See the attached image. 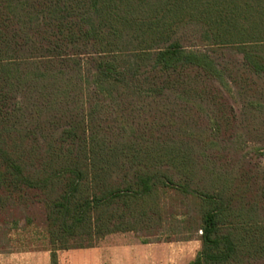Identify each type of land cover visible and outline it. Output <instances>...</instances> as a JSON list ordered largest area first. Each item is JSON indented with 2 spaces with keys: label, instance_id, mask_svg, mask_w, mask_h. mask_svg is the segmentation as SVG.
<instances>
[{
  "label": "trees",
  "instance_id": "1",
  "mask_svg": "<svg viewBox=\"0 0 264 264\" xmlns=\"http://www.w3.org/2000/svg\"><path fill=\"white\" fill-rule=\"evenodd\" d=\"M38 211L51 264L171 222L264 264V0H0V214Z\"/></svg>",
  "mask_w": 264,
  "mask_h": 264
},
{
  "label": "rangeland",
  "instance_id": "2",
  "mask_svg": "<svg viewBox=\"0 0 264 264\" xmlns=\"http://www.w3.org/2000/svg\"><path fill=\"white\" fill-rule=\"evenodd\" d=\"M33 216V223L28 224L23 215L17 214L19 222L15 225L13 217L0 214V264H51V254L45 249L43 216L39 211ZM171 224L165 223L161 228L159 242H154L159 238L152 237L150 243H143V238L135 232L114 233L96 247L60 251L58 264H190L201 249V233L193 235L191 240L164 241L172 226H176Z\"/></svg>",
  "mask_w": 264,
  "mask_h": 264
},
{
  "label": "crops",
  "instance_id": "3",
  "mask_svg": "<svg viewBox=\"0 0 264 264\" xmlns=\"http://www.w3.org/2000/svg\"><path fill=\"white\" fill-rule=\"evenodd\" d=\"M195 258H196V257H195ZM192 261H194V259H193ZM192 261L190 262V264L192 263Z\"/></svg>",
  "mask_w": 264,
  "mask_h": 264
}]
</instances>
